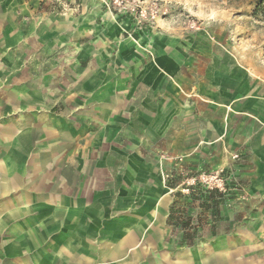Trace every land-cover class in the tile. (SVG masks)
I'll return each mask as SVG.
<instances>
[{"label":"rangeland","instance_id":"obj_1","mask_svg":"<svg viewBox=\"0 0 264 264\" xmlns=\"http://www.w3.org/2000/svg\"><path fill=\"white\" fill-rule=\"evenodd\" d=\"M1 25L5 41L19 35L17 48L0 54L6 82L17 71L39 82L38 110L69 116L82 128L84 144L116 145L114 172L126 153L141 156L146 173L155 167L166 213L172 194H187L189 186L219 188L233 200L222 208L218 231L249 241L234 246L242 264H264V166L254 162L251 146L264 132L253 108L264 97V0H0ZM158 61L166 76L160 85L148 67H162ZM101 74L110 75L111 84H97ZM110 92L118 98L116 111L101 107ZM174 98L176 109L166 112L161 134H152L146 103L170 105ZM78 103L76 123L71 110ZM102 151L108 153L102 149L99 156ZM178 157L195 165L174 190L161 162ZM117 182L112 215L122 198ZM180 238L177 230L168 233L174 246ZM2 248L0 241V264L7 259Z\"/></svg>","mask_w":264,"mask_h":264},{"label":"crops","instance_id":"obj_2","mask_svg":"<svg viewBox=\"0 0 264 264\" xmlns=\"http://www.w3.org/2000/svg\"><path fill=\"white\" fill-rule=\"evenodd\" d=\"M114 35L117 37L119 32L116 30ZM7 37L5 41L3 32L0 34L2 58L8 48H17L14 39L18 41V32ZM50 48L46 47V51ZM158 63L162 67H148L156 71L155 82L160 85L166 76L165 66ZM73 64L78 66L77 62ZM98 69L104 73L105 69ZM3 70L1 59L0 241L7 258L4 264H242L234 246L249 241L231 232L218 231L222 208L233 200L230 196L223 192L228 199L220 204L217 219L206 217L200 241L186 245L180 238V244L172 245L168 241V233L176 232L169 224L172 206L167 213L164 211L165 202L158 192L161 185L154 186L157 169L146 173L144 159L137 153H126L121 168L114 172L112 166L119 150H113L116 145L80 142L82 128L69 116L37 109L39 82L20 78L19 71L6 82ZM95 79L97 84L106 83L110 75L101 74ZM144 82L149 84V78H144ZM258 97L253 100V108L259 111L257 116L264 123V97ZM117 103V96L110 92L101 107L116 111ZM176 106L175 98L170 105L167 100L158 105L146 103L148 111L144 115L152 134H161L166 112ZM71 111L79 123L80 104ZM254 143L253 160L264 166V132L256 136ZM69 147L71 155L66 156ZM102 149L108 151H102L104 158L99 156ZM194 165L178 157L172 163L162 161L161 172L178 168L184 175H192L188 169ZM200 165L209 166L207 162ZM115 180L122 198L118 214L112 215L110 197ZM205 232L210 237L206 238Z\"/></svg>","mask_w":264,"mask_h":264},{"label":"trees","instance_id":"obj_3","mask_svg":"<svg viewBox=\"0 0 264 264\" xmlns=\"http://www.w3.org/2000/svg\"><path fill=\"white\" fill-rule=\"evenodd\" d=\"M258 5V8H261ZM184 171L172 169L166 172L167 186L177 188L180 183L190 175ZM189 193H175V200L170 210L169 224L181 233L182 243L194 245L202 239L204 221L210 217L213 220L220 216V204L224 203L226 195L219 188L204 189L203 186H189ZM207 217V218H206ZM215 234L216 228L212 227Z\"/></svg>","mask_w":264,"mask_h":264}]
</instances>
